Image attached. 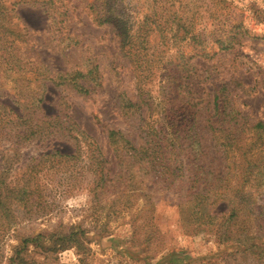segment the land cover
<instances>
[{
    "label": "rangeland",
    "instance_id": "rangeland-1",
    "mask_svg": "<svg viewBox=\"0 0 264 264\" xmlns=\"http://www.w3.org/2000/svg\"><path fill=\"white\" fill-rule=\"evenodd\" d=\"M92 1L0 0V104L47 128L0 137V186L29 190L0 206V264H264V234L246 248L220 242L221 215L206 221L192 208L199 199L178 205L181 188L183 196L221 184L232 202L203 206L221 214L236 204L235 231L243 221L251 230L254 206L264 207V178L256 188L252 174L241 176L264 158L251 129L264 125V0H116L132 32L168 14L186 32L178 40L166 31L159 64L147 69L123 54L111 24L93 20ZM148 38L162 42L156 32ZM149 46L140 54L153 58ZM94 65L99 83L87 94L45 78ZM214 95L224 114L207 120ZM127 99L140 102L134 116ZM168 106L184 116L173 124L180 140L166 142L168 169L184 175L174 184L155 176L165 168L120 160L107 136L119 130L139 147L165 129ZM253 188V202L241 197Z\"/></svg>",
    "mask_w": 264,
    "mask_h": 264
},
{
    "label": "trees",
    "instance_id": "trees-1",
    "mask_svg": "<svg viewBox=\"0 0 264 264\" xmlns=\"http://www.w3.org/2000/svg\"><path fill=\"white\" fill-rule=\"evenodd\" d=\"M115 2L116 0H93L90 4L89 8L92 11L93 20L97 24H111L116 36L119 41V45L121 46V51L124 55H126L129 58H133L135 61H139L141 58L140 65L141 67H144L143 69L150 68L153 65H157L159 63V57L161 52L164 51V37L166 31L173 32V37H175L178 40H183L186 38V32H180L179 29L181 26L179 24H176L175 17L171 18V14H168V16H165L161 19L156 18H144L142 23L138 26L135 32H132L128 26V22L126 20H123L119 17V13L115 11ZM155 25V26H153ZM157 28V29H156ZM152 32H156L159 34V36L162 38L161 41L163 42H156L159 43V47L154 44V42H150V35ZM147 44H149V49L152 48V56L146 57V53L141 55V46L142 48L147 49ZM141 45V46H140ZM145 65H143V64ZM188 62H182L174 65L175 67L181 66L185 67L187 66ZM172 69V68H171ZM173 70V69H172ZM47 80H50L54 85H67L70 86L72 89H74L76 92L80 94H87L89 92V88L87 87L88 84H98L99 75L97 73L96 66H91L89 68H84V70L80 69H71L70 71L65 72H58L54 76L46 75L45 77ZM176 85L181 86V82L176 79L175 80ZM179 83V84H178ZM30 99L28 100L30 106L33 105L37 108V103L35 101L34 96H30ZM218 95L213 96L212 104V112H208L207 114V120L212 118H218L220 115L224 114V110L220 109V106L217 102ZM123 108L124 111H130V114H133L134 112L140 109V102H135L127 99L125 101ZM163 112V119L165 121V129L161 128L158 131L155 132H148L147 136L149 138L145 141L143 145L135 146L131 143L129 139L123 135V133L119 130H109L108 131V140L110 145L113 147L115 153L117 154V157L124 161L126 159L134 162V163H140L142 162L146 168H148L150 171H154L157 168H165L167 171L161 172L160 174H156L155 176H158L160 179H162L163 182L168 183H175L176 179L179 178V181L182 182V175L183 171L181 170V166H179V172L173 174V169H168V145L166 142H174L180 140V131L177 129L176 131L173 130V124H179L181 125V121L184 120V116H182L180 113H176L177 110H174L172 107H162L161 108ZM169 117H173V120H170ZM176 119L178 120L176 122ZM15 123V133H13V125ZM55 123H57L55 121ZM51 126L50 121L49 122H43V125ZM58 127V125H54V128ZM170 127V128H168ZM22 129V130H18ZM45 129H47L44 126H39L36 121H34L31 118V115H20L15 114V111L12 110L11 107L6 106L4 104H0V137L3 134H15L17 137L25 138L29 135H35L38 132L39 133H45ZM251 129L253 130V136L256 140L258 139V144L263 145L261 147H264L263 143V137L260 133H264V125L262 122L257 121L255 124L252 125ZM59 129H55L54 134L59 133ZM61 133H63L61 131ZM64 135V134H63ZM235 135V134H234ZM233 135V136H234ZM185 137V136H184ZM174 138V139H173ZM228 141H232V137L227 138ZM178 145H181L177 143ZM225 145L232 146V143L226 142ZM261 148L260 150H262ZM264 157V156H263ZM225 159L228 160L229 157L226 155ZM231 163H235V161H229ZM254 169L250 173L241 172V176L244 179V181H248L251 179L250 174H252V178L254 179L256 183V188L261 185V181L264 178V158L262 161H259L257 164H254ZM158 173V172H157ZM229 173V171L222 175L218 176L216 180H219L220 182L222 180H226L227 178H223ZM196 175V174H195ZM184 176V175H183ZM187 180L191 178L190 175L185 174ZM178 177V178H177ZM178 181V180H177ZM195 181V180H191ZM2 184V183H1ZM4 187L0 186V206H2L3 209H6L8 206V200H21L23 196H25L24 199L29 195V190H27L25 187L20 188L19 190L14 191L10 195V189L3 185ZM213 188V187H212ZM190 187L185 190V194H180L182 192L179 190V199L180 202L178 203L180 211L185 209L184 205L186 203H189L193 200H198L197 204L195 206H192L193 210L194 208L201 213V216L206 221H212L214 224L216 222V217L218 215H221L222 220L219 221L217 224V240L220 242L223 241H234L236 243L241 244L243 247H247L249 242H252V245H254L253 242V236H258L260 234H264V222H262L263 215H264V207H260L258 205H255L252 212V220H251V230H253V233L251 234V230L249 226L243 221L241 226L237 228L238 234L236 233L235 229L231 227L236 221V218L239 214V208L234 204L229 208L228 211H224L221 214H215L212 213L210 208L207 206H203L204 204H207L208 206H213V204L216 201L219 200H228L229 203L232 202V196H230V191H227V188H223L221 184H218V187L212 191L206 190L204 188L201 189H194L190 192ZM230 189V188H229ZM14 190V189H13ZM237 190V189H236ZM235 190V191H236ZM257 189H252L249 194L242 193L241 197H246L250 199V202H253L251 199L255 196V192ZM190 192V193H189ZM229 197L230 199H228ZM202 206V208H201ZM210 222V223H212ZM234 231V234H230V231ZM250 231V234H249ZM248 233L249 235H245L242 237V234ZM72 234L69 235V237ZM31 240V239H29ZM28 239H25L24 242L29 241ZM18 253V252H17Z\"/></svg>",
    "mask_w": 264,
    "mask_h": 264
}]
</instances>
